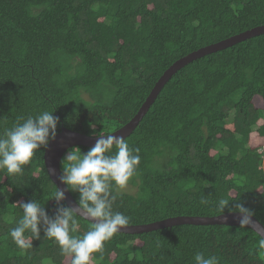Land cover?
<instances>
[{
  "label": "trees",
  "instance_id": "obj_1",
  "mask_svg": "<svg viewBox=\"0 0 264 264\" xmlns=\"http://www.w3.org/2000/svg\"><path fill=\"white\" fill-rule=\"evenodd\" d=\"M262 25L264 0H0V134L18 117L53 109L56 135L62 128L110 134L136 115L174 62ZM263 106L264 34L178 70L124 139L141 157L127 185L134 191L116 193L113 205L130 218L126 226L215 217L237 203L264 226ZM44 152L22 176H0V264H70L43 232L28 249L9 235L20 202L40 200L54 216L57 187ZM218 199L231 200L221 214ZM77 220L82 236L92 222ZM260 239L224 225L117 232L90 264H195L198 252L220 264H264Z\"/></svg>",
  "mask_w": 264,
  "mask_h": 264
},
{
  "label": "clouds",
  "instance_id": "obj_2",
  "mask_svg": "<svg viewBox=\"0 0 264 264\" xmlns=\"http://www.w3.org/2000/svg\"><path fill=\"white\" fill-rule=\"evenodd\" d=\"M53 110H43L35 115L18 117L16 122L0 134V176L9 178L22 176L25 167L31 163L36 152L46 148L55 139L59 118ZM92 125H90V128ZM96 143L86 153L79 148L69 149L62 161L59 182L67 191L79 194L76 209L64 206V191L55 188L51 199L56 201L54 216L50 217L40 200L20 202L16 205L21 216L9 233L13 243L21 249L32 247V241L39 239L41 232L57 245L70 264H90L93 253L101 252L105 242L113 238L130 218L114 210L116 193L122 192L129 181L138 175L141 157L138 149H132L124 138L93 131ZM238 197H234V200ZM228 199H218L215 203L220 214L228 207ZM200 203L209 201L202 198ZM239 214L241 228L251 223L254 215L243 203L234 209ZM87 218L91 228L82 236L77 217ZM264 248V237L259 240ZM195 264H220L215 255L205 256L203 252L194 255Z\"/></svg>",
  "mask_w": 264,
  "mask_h": 264
},
{
  "label": "water",
  "instance_id": "obj_3",
  "mask_svg": "<svg viewBox=\"0 0 264 264\" xmlns=\"http://www.w3.org/2000/svg\"><path fill=\"white\" fill-rule=\"evenodd\" d=\"M264 34V25L255 27L253 29L247 30L238 35L229 37L225 40H222L218 43L211 44L209 46L203 47L197 51H194L187 56L174 62L159 78L154 88L151 90L150 94L136 113V115L124 126L115 130L114 132L107 134L118 136L126 139L137 127L141 119L147 113L148 109L152 103L157 98V95L166 84V82L182 67L190 63L192 60L202 57L206 54L219 51L226 47H230L238 42L244 41L248 38L255 37L258 35ZM96 136H88L85 134L77 133L65 128L55 136L54 140H51L48 146L45 148L44 152V164L47 169V173L56 185L57 189L64 191L65 203L68 207L73 209L77 208L78 203L73 199L70 192L65 190L66 186L59 182L58 177L62 174L60 163L63 155L67 152L68 149L76 146L84 147H93L96 143ZM81 217V216H79ZM87 221V218L81 217ZM240 216L236 212H229L221 214L215 217H174L167 218L161 221L153 222L146 225H133V226H124L118 233L124 234H141L147 233L158 229L169 228L175 225L189 224V225H224L230 227H240L239 224ZM91 222V221H89ZM244 228L251 229L261 238L264 237V226L253 216L251 217V223Z\"/></svg>",
  "mask_w": 264,
  "mask_h": 264
},
{
  "label": "rangeland",
  "instance_id": "obj_4",
  "mask_svg": "<svg viewBox=\"0 0 264 264\" xmlns=\"http://www.w3.org/2000/svg\"><path fill=\"white\" fill-rule=\"evenodd\" d=\"M264 107V106H263ZM259 140H261V139H259ZM251 146H254V145H256L255 143H253V144H250ZM128 192H132V191H134V189L133 188H131V187H127V188H125Z\"/></svg>",
  "mask_w": 264,
  "mask_h": 264
}]
</instances>
